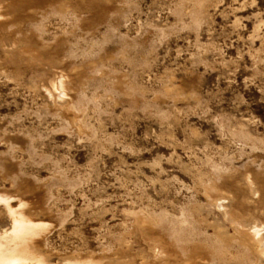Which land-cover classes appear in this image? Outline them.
I'll list each match as a JSON object with an SVG mask.
<instances>
[{"label": "rangeland", "instance_id": "374dc122", "mask_svg": "<svg viewBox=\"0 0 264 264\" xmlns=\"http://www.w3.org/2000/svg\"><path fill=\"white\" fill-rule=\"evenodd\" d=\"M0 196L48 264H264V0H0Z\"/></svg>", "mask_w": 264, "mask_h": 264}, {"label": "bare ground", "instance_id": "6f19581e", "mask_svg": "<svg viewBox=\"0 0 264 264\" xmlns=\"http://www.w3.org/2000/svg\"><path fill=\"white\" fill-rule=\"evenodd\" d=\"M7 205L10 217L9 230L0 232V264H48L44 257L33 251L30 242L40 234L44 224L33 222L22 212L10 208L6 198L0 196ZM46 226V225H45ZM7 228V229H8ZM67 264H100L92 259L70 260Z\"/></svg>", "mask_w": 264, "mask_h": 264}]
</instances>
